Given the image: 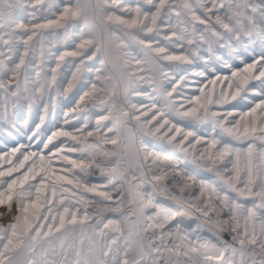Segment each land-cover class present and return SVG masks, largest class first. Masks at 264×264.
I'll return each instance as SVG.
<instances>
[{"label":"snow or ice","instance_id":"1","mask_svg":"<svg viewBox=\"0 0 264 264\" xmlns=\"http://www.w3.org/2000/svg\"><path fill=\"white\" fill-rule=\"evenodd\" d=\"M0 46V264H264V0H0Z\"/></svg>","mask_w":264,"mask_h":264},{"label":"rangeland","instance_id":"2","mask_svg":"<svg viewBox=\"0 0 264 264\" xmlns=\"http://www.w3.org/2000/svg\"><path fill=\"white\" fill-rule=\"evenodd\" d=\"M82 2L83 3H87V2H89V0H82ZM93 2H94V0H93ZM109 2H111V0H109ZM57 46L60 48V51H65L66 50L62 45H57ZM67 50H71V49L69 48ZM0 51L5 52V54H6V50L2 46H0ZM257 51H259L258 47H257ZM89 63H91V62L89 61ZM50 66L51 67H55V64L52 63ZM240 66L242 67L243 65H240ZM97 67H99V64H97ZM72 71H75V68L65 69V72L67 73L68 79H71ZM122 71H123L122 66H120L119 64L112 63V64H108L106 66L105 75L110 77V80H108L106 82L107 83V90L109 92H112V91H117V92H120V93L123 92L124 84H123V79H122ZM146 72H147V66H146ZM221 74H225V73H221ZM84 75H87V74H84ZM0 78H5L6 79L7 77H3L2 74H0ZM92 79H95V74L94 73L92 74ZM205 83H207V81H205ZM97 86L101 87V85H99V84ZM225 87H226V85H225ZM90 88H91V85H89V89ZM196 88H197V84L195 82H193L189 87H187L184 90V96L198 95L199 93L196 91ZM209 88L211 89L212 86L209 85ZM89 89H85V91H87ZM217 91H218V87H217ZM81 94H83V93H81ZM76 99L78 100L79 97H76ZM138 99H140V98L139 97H135V96L132 97L133 102H135ZM177 99L180 100V101H183L184 97L183 96L177 97ZM85 103H88V101L86 100ZM73 107H75L74 103L67 104L63 108H58L56 116H55L54 125L52 123V117L51 116L46 118V125L48 126L50 131L51 130H56L57 127H61V126L65 127V130L75 131V129H72L69 126H65L64 125V120H65L64 113L65 112L69 113V116H68L69 125L75 124V125H77V127H79V126L82 125L83 120L85 118H87V113L89 111H99V108L92 109L91 103H88V108L85 109L82 112L79 111V110H77V112H71L70 109L73 108ZM9 111H11V107L10 106H9ZM117 115H118V113H117ZM20 116H23L24 118H28L26 109L21 110L19 116L17 117L18 122L22 124V120H20ZM31 120L36 122V123L39 122V117H38V115L35 112L33 113V116L31 118ZM91 123H92V125L95 124V118L94 117L92 118ZM33 126H34V124H33ZM2 127H3V125L0 124V128H2ZM90 130H91V126H90ZM50 131H49L48 134H50ZM14 136H15V139H18L21 142H24V143L27 142L26 138L23 136L22 133L21 134H15L14 133ZM89 139H93V138H89ZM131 141L133 142L134 147L138 146V139H134L133 137L130 136V139H129V142H128V147L130 146V142ZM69 142L71 143V141H69ZM14 143H15V140H13V138H11V137H7L6 138L3 135V133H0V151L4 150L3 147H2L3 145L7 144L8 147L10 148L11 146H13ZM33 144H35V142H33ZM104 147L107 148V149L108 148L111 149L110 145H105ZM33 150H37V149L34 147ZM70 155H71L72 159H78L80 154L79 153H71ZM4 167L6 168L7 165L5 164ZM56 167L59 169V168L62 167V164L57 163ZM58 174L63 175L64 173L63 172H59ZM69 178H71V176H69ZM91 183H96V184L104 183L103 179L100 178V174H99L98 170L93 172ZM3 212H4V209L0 208V213H3ZM14 212H15V205H13V209H12V213H14ZM12 213H8V214H5L2 217H0V224L6 223L11 218ZM194 226L195 225L193 224V227ZM129 238L130 239H134L135 235H132ZM225 239H227V236L225 237Z\"/></svg>","mask_w":264,"mask_h":264},{"label":"built area","instance_id":"3","mask_svg":"<svg viewBox=\"0 0 264 264\" xmlns=\"http://www.w3.org/2000/svg\"><path fill=\"white\" fill-rule=\"evenodd\" d=\"M110 146L112 147V145ZM135 230H136V225H135L134 219L129 218V220L126 222V234H128L129 237H131L132 235H135Z\"/></svg>","mask_w":264,"mask_h":264},{"label":"bare ground","instance_id":"4","mask_svg":"<svg viewBox=\"0 0 264 264\" xmlns=\"http://www.w3.org/2000/svg\"><path fill=\"white\" fill-rule=\"evenodd\" d=\"M130 148H134V145H133V142L131 141L130 142V146H129Z\"/></svg>","mask_w":264,"mask_h":264}]
</instances>
